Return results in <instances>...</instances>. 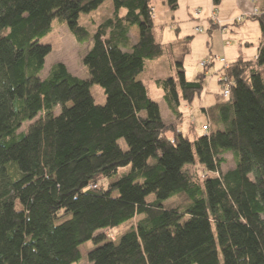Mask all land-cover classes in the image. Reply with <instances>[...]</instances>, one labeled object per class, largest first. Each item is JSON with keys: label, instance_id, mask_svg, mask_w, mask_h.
Here are the masks:
<instances>
[{"label": "trees", "instance_id": "1", "mask_svg": "<svg viewBox=\"0 0 264 264\" xmlns=\"http://www.w3.org/2000/svg\"><path fill=\"white\" fill-rule=\"evenodd\" d=\"M104 1L0 0V264H72L97 231L125 224L118 243L89 251V264H264V11L244 16L259 26L256 59L229 63L228 98L199 105L208 131L191 125L189 135L178 128L181 108L203 92L205 71L186 80L189 39H156L152 0H109L112 17L82 58L87 80L59 62L41 77L50 47L39 39L52 21L82 43L89 33L79 16ZM166 51L181 55L176 80L155 82L169 124L143 82L145 64L157 72ZM227 154L235 165L223 172Z\"/></svg>", "mask_w": 264, "mask_h": 264}, {"label": "rangeland", "instance_id": "2", "mask_svg": "<svg viewBox=\"0 0 264 264\" xmlns=\"http://www.w3.org/2000/svg\"><path fill=\"white\" fill-rule=\"evenodd\" d=\"M160 4L161 0H152V5L154 7H158ZM218 5H213V9H218ZM201 9L202 10L200 11H202V15L201 18H199V22L197 21V18L192 17V15H190V17H187L186 13L181 10V20L179 21L176 20L174 22V20L172 19L170 23H168L164 16H161L157 17L154 23V35L156 39L164 46L168 45L170 42L177 40L178 38L181 39L183 37L182 39H189L188 44L190 52L187 53L182 59L185 78L187 81H193L198 73L204 72L205 70L200 66V64L214 56L225 58L227 62L236 60L239 57L244 58L245 60H251L248 58H250L249 56L256 53L258 39L260 36L258 23L254 20L245 18L253 16V14L247 15L245 17L242 15L244 17L242 18V21L245 19L243 22H236L235 20L237 18L234 19L233 23L227 26L226 31L225 26H223V29L222 27H219L220 30H218L217 27L212 26L210 20L207 19L209 15L208 11H205L202 7ZM112 12V3L109 0H106L97 10L92 11L88 14H81L79 16V26L83 27L89 33V37L82 43H77L66 25L59 23L56 19H54L51 24V30L39 39L40 44L50 47V53L45 57L44 69L41 72V77H45L47 75L49 67L52 64L59 62L63 63L72 75L80 79L87 80L88 74L82 64V58L88 52L92 45V39L90 38V36L99 24H101L105 19L112 17ZM124 12L125 11L123 9L120 10V15H123ZM210 18L212 20V17ZM201 19L204 20L202 21ZM244 24H254L255 29H250L247 34L244 30L246 27L244 26ZM197 26L200 27V32H197L195 30ZM219 31L223 35H221ZM225 31L226 34H224ZM135 32L137 34L136 28ZM130 36L132 37V39H134L133 30L131 31ZM223 45H230V47L225 48V50L233 52L232 58L234 59H231V57L228 56L227 53L225 54L223 52ZM174 54L175 52L173 51H166L167 56L162 60L160 64L161 69L157 72L154 70L156 68V64L147 62L145 64L147 73H145V75L143 76V82L147 88L148 96L153 102H156L160 106L161 118L165 124L175 122V120L171 116L165 106V103L163 102L162 90L156 85L155 82L159 77H173L176 80L174 62L176 58H179L181 55L179 53L175 55ZM218 65L222 66L220 63L216 62L210 65L205 71L208 74L205 75V78L203 80V92L200 96L195 97L192 104L193 106H191L192 108H181L183 116L180 119L178 128L184 134L190 135L189 127L191 125L195 126L194 128L197 134L203 133L202 128L205 118L204 116H202L198 108L200 105V100H202L201 97H205L206 95V89H208V85L210 86L211 90H216L217 92L214 93L213 91H211L209 94H207L205 101L206 103L203 104L204 106L213 104L218 99L221 101L224 100V98L221 96V86L218 82V76L220 74V72L218 74V71L221 69V67L216 72V69H218ZM150 71L154 72V74L151 72V77H149ZM90 94L93 97L95 104L103 105L105 103V95L100 86L93 85L90 89ZM56 113H58V109L56 110ZM29 124V122L23 123L17 133L25 134L28 131ZM118 145L122 150H126V145L123 139L118 140ZM225 159L226 163L222 166L223 172L232 169L235 165V158L231 154H227L225 156ZM188 169L190 170V172L196 174L199 177L204 175L202 173V170L196 166ZM129 170L130 168L126 170H120L118 171V175L120 176L122 174H125L129 172ZM105 183L106 181L103 182V184ZM146 200L153 201L154 196L149 195ZM127 228L128 225L125 224L113 230L97 231L94 234L92 240L85 242L80 246V258L78 261L72 264H89V251L100 246L102 242L106 240V238H110L112 240L115 239V243H118Z\"/></svg>", "mask_w": 264, "mask_h": 264}, {"label": "crops", "instance_id": "3", "mask_svg": "<svg viewBox=\"0 0 264 264\" xmlns=\"http://www.w3.org/2000/svg\"><path fill=\"white\" fill-rule=\"evenodd\" d=\"M201 7L204 8L205 11H208L209 15H208L207 19L210 20L211 25L214 27H217L218 30H220L219 26L210 18L212 16L211 13H212V9H213L212 0H177V9L175 11L170 10L169 6L166 3V0H161V4L158 7H154V11H153L154 23H155L157 17H161V16H164V18L167 20L168 23H170V21L172 19L174 20V22L176 20L179 21V20H181V14H180L181 10H183V12L186 13L187 17H190V15H192V17L197 18V21L199 22V18H201V15H202V11H200V10H202ZM255 11H257V13L264 11V0H220V3L218 5V9H216V17H217V20L220 22L221 26L226 27V31H227V26L232 24L234 19H236L242 15L243 16L251 15ZM201 20L203 21L204 19H201ZM244 26H246L244 30L246 31L247 34H248L250 29L251 30L255 29L254 24L253 25L252 24L251 25L250 24L249 25L244 24ZM196 28H200V27L197 26ZM196 28H195V30H196ZM132 30H133V34H134V39H132V37L130 36V33ZM226 31L224 32V34H226ZM219 33H220V31H219ZM259 34H260V32H259ZM221 35H223V34H221ZM244 35H245V33H244ZM129 37H130V40L132 43L137 42L138 35L136 34L135 29H130ZM175 41L170 42V43H174ZM258 43H259V39H258ZM230 45L229 46L223 45V48H224L223 52L225 54L227 53L228 56L231 57V59H234V58H232L233 52L225 50V48H227V47L229 48ZM257 47H258V45H257ZM256 55H257V51L255 54L249 56L250 58H248V59H251V61H253L256 59ZM228 63H230V62H228ZM220 67L221 66L218 65V69H216V72L219 70ZM207 74L208 73L205 72V75H207ZM211 91H213V90H211L210 86L208 85V89H206L205 97H201L202 100H200V106L207 108V107L214 104L213 103V104H210L207 106L203 105L204 103H206L205 101H206L207 94H209ZM213 92L216 93L217 91L214 90ZM159 108H160V106H159Z\"/></svg>", "mask_w": 264, "mask_h": 264}, {"label": "built area", "instance_id": "4", "mask_svg": "<svg viewBox=\"0 0 264 264\" xmlns=\"http://www.w3.org/2000/svg\"><path fill=\"white\" fill-rule=\"evenodd\" d=\"M256 11L253 12V15H255ZM212 20L219 26V27H222L223 29V26H221L220 22L217 20V17H216V10H212ZM242 17H238L235 21L236 22H241L242 21ZM196 31L197 32H200V28H196ZM224 31V30H223ZM228 45V44H227ZM220 63L222 66H221V69L218 71V82L220 83V86H221V95L223 98H228L229 96V91H230V88L232 87V81L225 75V69H227L229 67V63L226 61L225 58H221V57H218V56H214V57H211L210 59L202 62L200 64V66L202 68H204V70L206 71L207 68L214 64V63ZM217 75V74H216ZM188 108V107H186ZM189 109V108H188ZM203 131L204 132H207L208 131V126H203Z\"/></svg>", "mask_w": 264, "mask_h": 264}]
</instances>
